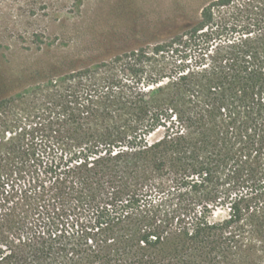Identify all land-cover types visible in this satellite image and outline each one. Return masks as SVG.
<instances>
[{
    "label": "trees",
    "instance_id": "1",
    "mask_svg": "<svg viewBox=\"0 0 264 264\" xmlns=\"http://www.w3.org/2000/svg\"><path fill=\"white\" fill-rule=\"evenodd\" d=\"M0 264H264V0L0 97Z\"/></svg>",
    "mask_w": 264,
    "mask_h": 264
},
{
    "label": "rangeland",
    "instance_id": "2",
    "mask_svg": "<svg viewBox=\"0 0 264 264\" xmlns=\"http://www.w3.org/2000/svg\"><path fill=\"white\" fill-rule=\"evenodd\" d=\"M213 0H0V97L152 46Z\"/></svg>",
    "mask_w": 264,
    "mask_h": 264
}]
</instances>
